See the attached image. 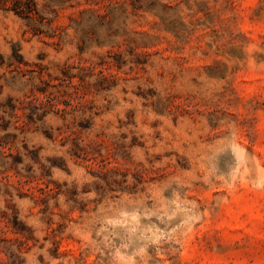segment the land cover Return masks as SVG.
Masks as SVG:
<instances>
[{
	"label": "rangeland",
	"instance_id": "374dc122",
	"mask_svg": "<svg viewBox=\"0 0 264 264\" xmlns=\"http://www.w3.org/2000/svg\"><path fill=\"white\" fill-rule=\"evenodd\" d=\"M35 1L38 35L0 9V264H264V0Z\"/></svg>",
	"mask_w": 264,
	"mask_h": 264
},
{
	"label": "trees",
	"instance_id": "16d2710c",
	"mask_svg": "<svg viewBox=\"0 0 264 264\" xmlns=\"http://www.w3.org/2000/svg\"><path fill=\"white\" fill-rule=\"evenodd\" d=\"M0 9L4 11H11L15 15L25 19L27 23L30 24L32 35H38L42 33L41 26L43 25V20L45 19V17L41 13L40 9H38L37 2L35 0H0ZM36 20L39 21L36 22ZM82 49L83 48L79 46V50L82 51ZM64 75L71 82V78L73 76L68 74ZM72 85L76 86V84L73 83ZM68 101L65 102L66 105H71V102ZM46 135L48 136L49 134L46 133ZM13 222L17 223L19 226V228H17V231L21 233L29 232L28 228L25 227L24 224L17 219L16 214L13 215ZM23 236L28 237L25 234H23ZM21 242H23V240H21Z\"/></svg>",
	"mask_w": 264,
	"mask_h": 264
}]
</instances>
